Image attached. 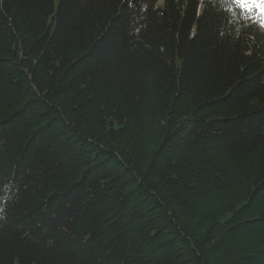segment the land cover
Returning a JSON list of instances; mask_svg holds the SVG:
<instances>
[{
	"label": "trees",
	"instance_id": "1",
	"mask_svg": "<svg viewBox=\"0 0 264 264\" xmlns=\"http://www.w3.org/2000/svg\"><path fill=\"white\" fill-rule=\"evenodd\" d=\"M230 0H0V264H264V27Z\"/></svg>",
	"mask_w": 264,
	"mask_h": 264
},
{
	"label": "snow or ice",
	"instance_id": "2",
	"mask_svg": "<svg viewBox=\"0 0 264 264\" xmlns=\"http://www.w3.org/2000/svg\"><path fill=\"white\" fill-rule=\"evenodd\" d=\"M233 6L240 9L243 15L264 27V0H230L229 10Z\"/></svg>",
	"mask_w": 264,
	"mask_h": 264
}]
</instances>
